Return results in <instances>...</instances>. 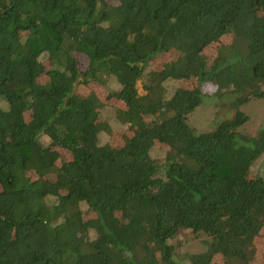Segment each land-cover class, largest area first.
Segmentation results:
<instances>
[{
    "label": "trees",
    "instance_id": "16d2710c",
    "mask_svg": "<svg viewBox=\"0 0 264 264\" xmlns=\"http://www.w3.org/2000/svg\"><path fill=\"white\" fill-rule=\"evenodd\" d=\"M254 100L264 0H0V264H264Z\"/></svg>",
    "mask_w": 264,
    "mask_h": 264
},
{
    "label": "rangeland",
    "instance_id": "374dc122",
    "mask_svg": "<svg viewBox=\"0 0 264 264\" xmlns=\"http://www.w3.org/2000/svg\"><path fill=\"white\" fill-rule=\"evenodd\" d=\"M190 26L186 19H179L168 30L165 35L166 40H172L176 36L183 34ZM213 47L210 48L212 50ZM102 76L99 78L101 79ZM215 108L210 105H201L191 116V124L199 131L209 130L214 127L212 118L215 114ZM242 111L248 116V121L241 127L249 134H254L258 129L264 127V100H254L248 105L242 107ZM191 252H198L203 249L199 241H191L186 248ZM217 264H219L217 262Z\"/></svg>",
    "mask_w": 264,
    "mask_h": 264
}]
</instances>
